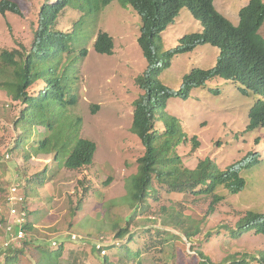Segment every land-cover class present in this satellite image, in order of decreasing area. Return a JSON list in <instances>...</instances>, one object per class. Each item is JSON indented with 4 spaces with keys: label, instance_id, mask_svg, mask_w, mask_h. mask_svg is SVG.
<instances>
[{
    "label": "rangeland",
    "instance_id": "374dc122",
    "mask_svg": "<svg viewBox=\"0 0 264 264\" xmlns=\"http://www.w3.org/2000/svg\"><path fill=\"white\" fill-rule=\"evenodd\" d=\"M7 1L15 3L20 14H0V53L24 52L30 48L46 0ZM247 2L213 0L216 11L234 25ZM140 25V17L118 0L94 13L73 5L63 11L56 29L72 37L74 74L68 84L76 104L61 113V120L51 121L53 129L36 126L31 129L36 136L27 134L28 142L50 137L52 153L32 155L26 142L15 150L24 134L17 122L24 106L0 90V213L7 189L21 183L28 223L37 231L32 232L37 242L26 245L15 264H104L102 255L110 264H153L163 257L170 264H199L200 257L211 264H233L234 259L243 258L247 264H259L252 258L264 255V236L254 230L236 234L238 222L247 213H264V128L247 130L248 112L259 96L222 78L207 80L187 98H169L163 109L155 111L154 124L161 135L166 121L176 120L177 129L170 135L176 142L169 146L173 150L177 145L174 152L184 167L194 169L205 159L219 171L234 166L242 188L231 193L219 186L214 195L220 200H213L212 195L198 194V187L195 192L173 191L157 175L146 209L135 213L131 207V177L145 154L131 131L133 103L145 93L136 82L147 67L137 43ZM201 31L200 23L183 8L159 35L163 69L158 80L172 93L180 90L183 77L191 70H208L216 63L219 50L209 44L168 57L181 38ZM99 33L112 38L111 55L94 51ZM259 33L264 37V24ZM82 49L87 50L84 57H80ZM0 70V83L10 81L12 69L0 63ZM44 88L45 83L38 81L28 91L36 96ZM76 138L94 142L96 152L90 166L70 171L64 168L62 149ZM192 138L199 144L196 149ZM119 229L126 230L121 237L117 236ZM73 235L79 240H73ZM2 240L0 231V250ZM97 245L101 249L93 251ZM110 245L116 248L107 250ZM44 249L56 257L48 258ZM126 251L133 255L126 258Z\"/></svg>",
    "mask_w": 264,
    "mask_h": 264
},
{
    "label": "trees",
    "instance_id": "16d2710c",
    "mask_svg": "<svg viewBox=\"0 0 264 264\" xmlns=\"http://www.w3.org/2000/svg\"><path fill=\"white\" fill-rule=\"evenodd\" d=\"M112 1L114 0H46L39 10L37 28L33 31L29 50L0 53V63L12 69L11 80L1 82L0 90H6L13 101L24 106L17 119L24 129V134L20 136L15 150L20 143L26 142L32 155L52 153L53 149L49 147L50 137L28 142L27 134L33 132L36 136V132L31 131L36 126L47 130L53 129L51 121L54 120L55 123L56 120H61L63 116L61 113L76 104V97L70 93L68 84V80L74 74L71 68L74 51L72 37L69 33L56 29L59 17L67 7L72 5L82 12L94 13ZM118 1L129 6L140 17L141 25L137 43L147 62L146 71L136 81L145 93L133 103L131 125L132 133L139 138L145 148L144 156L138 160L137 173L131 177L130 201L134 212L146 209L147 199L153 192L152 181L157 175L167 182L168 187L173 191L189 189L195 192L194 189L198 187L200 188L198 194L212 195L213 200H220V197L214 195L219 186L228 189L231 193L239 191L243 181L234 166L219 171L209 159H205L199 161L194 169L184 167L181 158L174 152L177 145L173 150L169 146L176 142V138L170 136L173 133L172 130L177 129L176 120L172 118L167 120L164 124L165 131L159 135L154 124L155 111L163 109L172 96L187 98L193 88L203 86L209 79L222 78L239 86L240 90L261 96L248 112L247 130L264 128V37L259 33L264 24L263 0H249L240 8L237 25L216 11L213 0ZM183 8L187 9L200 23L202 31L199 34H190L181 38L177 47L168 53V57L191 52L196 46L202 44L216 47L219 54L212 68L191 70L183 77L180 90L172 93L158 80L163 69L158 54V41L159 35L173 23ZM6 11L20 14L15 3L2 0L0 14L4 16ZM93 49L98 54L111 55L112 38L106 33H99L94 41ZM86 52L87 50L82 49L80 57H84ZM38 81L44 82L45 88L38 95L32 96L28 90ZM167 124L170 126L167 127ZM192 141L193 148L196 149L199 146L196 138H192ZM62 150L65 153L64 168L77 171L92 164L96 145L90 140L76 138L70 147L65 146ZM58 151L59 149L56 150L57 154ZM57 154L54 157L55 160ZM237 227L236 234L254 230L255 234L264 236V213H247L238 222ZM23 230L26 234L25 239L19 245L13 244L0 250V264H15L18 257L25 252V246L34 245L37 242L36 239L33 240L32 232L35 231L33 225L27 222ZM125 231L119 229L117 236L121 237ZM29 236L32 238L29 239ZM171 236L174 237V235ZM187 236L189 237L190 234L188 233ZM165 240L167 243L170 241V239ZM111 246L114 245L108 246L107 250L116 248ZM45 250L42 252L48 253L45 254L48 258L56 257L52 250H46L47 252ZM92 250L96 251V246ZM60 252L61 248L57 252L58 255ZM126 254V258H129L130 254L133 255L131 251H126ZM102 256L103 263L110 264L106 255ZM134 256L137 258L139 253L136 252ZM252 259L259 264H264V255L258 259ZM233 261V264H247L245 258ZM137 264L140 262L138 261ZM153 264H170V262L163 257ZM199 264L211 263L207 258L200 257Z\"/></svg>",
    "mask_w": 264,
    "mask_h": 264
},
{
    "label": "built area",
    "instance_id": "2783aa9c",
    "mask_svg": "<svg viewBox=\"0 0 264 264\" xmlns=\"http://www.w3.org/2000/svg\"><path fill=\"white\" fill-rule=\"evenodd\" d=\"M6 158H8V155ZM22 187L21 183L10 185L4 198L5 208L0 213V231L3 233V248H8L13 244L18 245L25 239L26 234L23 227L28 222L29 210L26 198L21 191ZM71 238L79 240L75 235ZM51 244L53 247L57 246L56 242H52ZM96 247L100 249L99 245Z\"/></svg>",
    "mask_w": 264,
    "mask_h": 264
},
{
    "label": "clouds",
    "instance_id": "9594fccd",
    "mask_svg": "<svg viewBox=\"0 0 264 264\" xmlns=\"http://www.w3.org/2000/svg\"><path fill=\"white\" fill-rule=\"evenodd\" d=\"M249 1V0H248ZM242 8V7H241ZM250 92V91H249ZM257 96V95H256ZM259 96V95H258ZM259 98H261V96H259ZM26 198V197H25ZM26 202H27V200H26ZM57 242V241H56ZM52 245V244H51ZM101 249V248H100Z\"/></svg>",
    "mask_w": 264,
    "mask_h": 264
}]
</instances>
